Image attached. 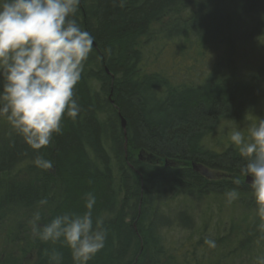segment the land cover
<instances>
[{
	"label": "trees",
	"instance_id": "1",
	"mask_svg": "<svg viewBox=\"0 0 264 264\" xmlns=\"http://www.w3.org/2000/svg\"><path fill=\"white\" fill-rule=\"evenodd\" d=\"M217 2L81 0L75 18L95 37L94 51L75 86L82 112L76 121L65 117L62 132L41 150L53 161L50 170L36 168L33 153L0 120V210L16 204L31 207L46 197L53 208L45 224L57 215L81 214L85 195L91 192L96 197L93 220L103 219L106 240L88 264H199L197 251L209 248L207 238L199 233L181 258L174 257L162 235L171 219L160 222L161 210L174 199H226V190L235 187L240 198L229 204L244 207L243 214L229 218L225 234L213 238L216 250L233 246L234 253L253 255L252 264L264 255V229L258 227L264 221L255 216L250 185L214 180L191 167L239 176L245 161L234 147L229 144L217 152L204 141L220 122L241 120L253 108L252 86L224 75L231 62L222 55L197 85L173 82L160 68H145L144 49L154 38L163 45L177 42L182 55L194 51L202 57L225 42L232 51L229 19L208 14L210 8L218 11ZM261 2L245 0L257 19L243 40L257 49L259 41L264 43ZM106 47L114 54L97 60ZM173 220L183 228L191 222L185 210ZM5 245L0 241V259ZM34 247L32 264H48L43 255L48 248L61 253V264H74L62 241L51 244L35 238ZM220 256L222 264L232 260Z\"/></svg>",
	"mask_w": 264,
	"mask_h": 264
},
{
	"label": "clouds",
	"instance_id": "2",
	"mask_svg": "<svg viewBox=\"0 0 264 264\" xmlns=\"http://www.w3.org/2000/svg\"><path fill=\"white\" fill-rule=\"evenodd\" d=\"M81 0H0V120L7 123L33 153L31 163L50 170L53 161L41 152L62 132L65 117L76 121L81 105L75 86L80 82L85 64L94 51L95 37L83 29L75 18ZM97 60L112 56L106 47ZM228 141L245 163L239 177L248 178L255 216L264 221V117L252 115L246 129L232 122ZM240 184V179L234 181ZM238 188H229V203L240 198ZM39 205L48 204L45 197ZM96 197L85 195L81 214H61L41 225V213L35 211L29 220L32 234L40 241L55 244L62 241L74 264H88L105 246L103 219L93 220ZM264 229V224L258 226ZM210 248L214 239H205ZM48 264H61L62 255L55 248L43 250ZM254 264H264L258 255Z\"/></svg>",
	"mask_w": 264,
	"mask_h": 264
},
{
	"label": "rangeland",
	"instance_id": "3",
	"mask_svg": "<svg viewBox=\"0 0 264 264\" xmlns=\"http://www.w3.org/2000/svg\"><path fill=\"white\" fill-rule=\"evenodd\" d=\"M216 7L218 11L210 8L208 14L217 17L224 16L229 19L228 24L232 34H229L228 37L234 41L232 51H230V44L225 42V45L224 43L220 44V48L216 50L210 48L204 52L202 57H198L194 51H188L186 55H182L177 48V46L180 47L177 42L163 45L162 40L154 38L148 42L144 49L145 68L147 71L154 69L158 71L160 68L166 75L173 77V82L197 85L202 82L214 62L222 55L231 62L230 68L224 72V75L230 74L236 80H245V83L252 86V92L256 98L253 108L248 110L241 120L235 121L242 129H246L251 122L252 115L264 117V43L259 41L257 49L256 44L243 40L253 30L257 19L254 12L251 11L252 9L245 4V0H218ZM258 7L262 12L264 0ZM186 48L191 50L192 47ZM222 52L224 53L222 54ZM232 122H220L212 134L206 137L204 144L217 152L225 149L230 144L228 136ZM210 173V178L214 180H236L237 178L243 182L246 180L244 177L220 171H210ZM231 206L232 204L230 205L225 198L215 200L208 198L199 203L186 198L174 199L164 206L161 210L162 215L160 214L162 223L166 218L171 219V225L162 231L165 247L168 250L171 249L174 257L181 258L184 251L189 250L191 241L198 237L199 233L207 239L223 236L228 229L229 218L238 219L243 214L244 207ZM52 208L51 203L44 206H40L38 203L31 207L16 204L0 210V241H6L0 264H32L34 262L36 254L34 240L36 237L32 234L29 220L33 213L39 210L41 213L39 223L43 225ZM184 210L191 222L189 227L183 228L173 219L179 211ZM185 223L181 222L180 225ZM235 248L238 249V246ZM222 254L228 259L232 257V260H226L223 264L253 263V255H246L244 252L234 253L233 246H228L223 251H218L216 248H198L196 256L199 264H209L210 261L213 262L212 264H222V260L219 258ZM258 254L260 253L258 252ZM202 257L205 258L204 263L201 262Z\"/></svg>",
	"mask_w": 264,
	"mask_h": 264
},
{
	"label": "water",
	"instance_id": "4",
	"mask_svg": "<svg viewBox=\"0 0 264 264\" xmlns=\"http://www.w3.org/2000/svg\"><path fill=\"white\" fill-rule=\"evenodd\" d=\"M121 127H122V129H124V127H125V122H124L123 119H121ZM165 164H166V165H168V164H170V165H175L174 163H168V162H165ZM191 167H192L193 170L201 172V174H202L203 176H206V177H208V178L211 176V173H210L207 169H205V168H203V167H201V166H197V165H195V164H192ZM250 180H251L250 177L246 178L245 183H246V184H249Z\"/></svg>",
	"mask_w": 264,
	"mask_h": 264
}]
</instances>
